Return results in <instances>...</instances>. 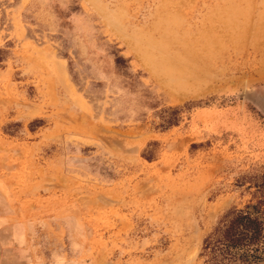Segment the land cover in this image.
Returning <instances> with one entry per match:
<instances>
[{
    "label": "rangeland",
    "instance_id": "rangeland-1",
    "mask_svg": "<svg viewBox=\"0 0 264 264\" xmlns=\"http://www.w3.org/2000/svg\"><path fill=\"white\" fill-rule=\"evenodd\" d=\"M263 173L264 0H0V264H204Z\"/></svg>",
    "mask_w": 264,
    "mask_h": 264
},
{
    "label": "trees",
    "instance_id": "trees-1",
    "mask_svg": "<svg viewBox=\"0 0 264 264\" xmlns=\"http://www.w3.org/2000/svg\"><path fill=\"white\" fill-rule=\"evenodd\" d=\"M258 196L227 210L202 241L204 264H264V173Z\"/></svg>",
    "mask_w": 264,
    "mask_h": 264
},
{
    "label": "bare ground",
    "instance_id": "bare-ground-1",
    "mask_svg": "<svg viewBox=\"0 0 264 264\" xmlns=\"http://www.w3.org/2000/svg\"><path fill=\"white\" fill-rule=\"evenodd\" d=\"M235 9V8H234ZM234 9H231L230 10V12H228L227 14H226V16H225V19L227 20V21H229L230 23H232L233 25H235V23H233L232 21H233V15H234V13L236 12V11H234ZM244 32V31H243ZM238 33V32H237ZM239 34V33H238ZM238 37V36H237ZM236 37V38H237ZM156 47H158V48H161V47H163L162 45H159V44H157V45H155ZM163 49V48H162ZM161 50V49H160ZM162 51V50H161ZM175 67H176V65L174 66V64H171V63H169V64H167V65H165V71H167V72H169V73H171V72H173L174 70H175Z\"/></svg>",
    "mask_w": 264,
    "mask_h": 264
}]
</instances>
